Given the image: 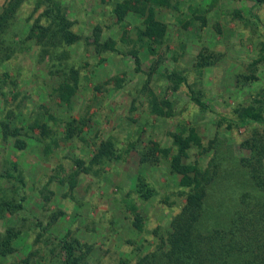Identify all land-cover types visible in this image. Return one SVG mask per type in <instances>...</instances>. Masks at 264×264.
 Returning <instances> with one entry per match:
<instances>
[{
  "label": "rangeland",
  "instance_id": "1",
  "mask_svg": "<svg viewBox=\"0 0 264 264\" xmlns=\"http://www.w3.org/2000/svg\"><path fill=\"white\" fill-rule=\"evenodd\" d=\"M58 1L67 9L82 39L91 38L93 28L99 26L102 40L115 39L119 53L98 55L91 44L82 41L65 49L67 64L60 66L56 58L52 63L42 61L41 55L46 57L42 47L29 41L0 66V75L7 73L10 77L3 90L6 98L0 96V121L10 112L12 124L22 126L28 134V138L21 136L25 145L20 149L14 148L13 140L5 143L0 135V203L8 205L0 210V236L4 238L9 230L20 232L13 239L15 252L7 254L5 263L23 264L26 260L28 264H58L59 241L69 234L68 238H78L92 247L81 264H133L156 244L152 231L158 227L160 233L168 230L170 219L184 202L165 159L155 168L145 167L144 176L155 192L148 201H136L137 196L129 192L140 153L152 143L171 147L169 133L179 134L188 127L196 130L207 149L202 152L192 148L189 162L205 169L218 151L220 172L208 191L212 204L219 206L221 201L233 200L236 189L227 184L248 182L236 164L248 154L242 143L253 132L264 136V120L235 125V112L261 107L264 118V60L260 59L264 51V0H213L215 11L200 10L197 0H168L186 7L191 21L185 28L170 26V39L166 38L164 44L149 43L155 53L148 50V43L138 40L144 15L129 13L125 22L117 25L111 0ZM3 2L0 0V8ZM33 7L32 0L18 10L8 38L16 32L15 39H24L26 30L42 11L41 8L32 16ZM160 8L151 3L153 13H159ZM159 14L163 18L164 14ZM179 29L188 41L182 55L177 53V40L172 39ZM136 50L141 62L139 72L131 55ZM201 54L210 57L209 65L196 67ZM70 66L80 71L82 86L66 103L57 93L63 75L56 71H66L65 67ZM150 69L154 72L149 76ZM174 72L186 78L193 93L187 86L172 90L165 78ZM119 79L122 81L118 89ZM92 92H97L93 101ZM152 92L158 101L171 102L172 117L150 113ZM191 94L206 105V110L190 100ZM42 111L51 117H43L48 135L37 128L28 129ZM72 120L78 124L83 121L82 133L65 141V124ZM229 122L233 124L231 130L227 128ZM108 137L117 142L123 159L108 162L99 176L80 172L73 177L76 167L72 159L88 163L95 145ZM17 191L25 199L22 210L14 207ZM132 200L136 201V213L142 216L141 232L132 226Z\"/></svg>",
  "mask_w": 264,
  "mask_h": 264
},
{
  "label": "trees",
  "instance_id": "2",
  "mask_svg": "<svg viewBox=\"0 0 264 264\" xmlns=\"http://www.w3.org/2000/svg\"><path fill=\"white\" fill-rule=\"evenodd\" d=\"M31 1L4 0L0 8V66L12 57L14 51L21 44H26L29 41L42 47L41 52L46 56L44 58L41 55L42 61L52 63L56 58L60 66L67 64L65 49L82 41L91 44L98 55L102 53H119L115 39L108 37L102 40L99 26L93 28L91 38L85 37L82 39L74 29L75 22L69 18L67 9L62 7L58 0H33L32 16L33 12L41 8L42 11L26 30L24 39H15L16 32L11 38H8L9 28L18 10ZM111 1L114 2L112 14L116 18L117 25H122L129 13L145 16L143 28L138 31V40L143 44L148 43L146 46L149 51L155 53L150 45L151 43L155 42V44L160 45L165 43L168 25L156 21L151 3L156 7H167L168 0ZM122 32L123 36H126V31ZM51 50L53 51L51 52ZM131 55L136 71H141V62L137 50L131 52ZM209 59V56L199 55L196 60V67L208 66ZM260 59L264 60V51ZM99 61L103 62L102 58ZM65 69L66 71H56L58 74L63 75L57 93L62 101L70 103V100L76 96L78 89L82 86L81 73L71 66L68 69L65 67ZM153 72V69H150L148 75L150 76ZM9 78L7 73L0 75V96L4 99L7 95L3 93V90L10 83ZM165 79L172 85L173 91H178L181 86H187L190 93H193L192 88L187 85L186 78L180 73L174 72L166 76ZM121 81L118 80L116 86L118 89L121 87ZM95 93L93 95L92 92V101L97 98ZM14 98H17V95H14ZM189 98L201 110H206V105L194 94H191ZM150 99L149 110L151 114L164 118L173 116L174 107H172L171 102L164 99L158 101L155 92L150 93ZM262 111L261 107L256 108L253 106L236 111L237 122L235 125L262 123L264 120ZM12 116L9 112L0 121V135L5 143L13 140L14 148L20 149L25 145V140L21 139V136L28 138V134L22 126L17 123L12 124L10 121V119H13ZM44 116L51 118L50 114L46 115L42 111L39 117L33 119L32 125H28V129L37 128L42 130L43 134L48 135L49 130L46 129ZM82 122L78 124L72 120L65 124V141H71L73 136L82 133L84 124ZM232 126L233 124L229 122L227 128L231 130ZM182 130L179 134L169 133L172 140L171 147L161 148L159 144L152 143L151 147H147L145 151L140 153L136 178L133 180L131 191H129L137 196L136 201H148L155 194L154 189L149 186L144 176L145 167L155 168L159 165L160 160L165 159L168 161L169 174L173 180H176L177 188L180 189L184 202L180 210L170 219L168 230L160 233V227H158L152 231L156 244L152 249L139 255L133 264H264V136L253 132L252 136L250 135L245 143H242L248 154L239 159L236 167L239 166L248 182L246 184L233 182L227 184L226 186L232 185V188L234 186L237 194L232 201H221L222 204L218 206V204L211 203V199L208 198V191L210 186L216 182V176L220 172V163L216 160L219 153L214 149L216 151L205 169H201L197 163L189 162L188 152L192 148H197L202 152L207 149H204L202 139L194 128L184 127ZM213 142H210L209 148H212ZM116 143L111 137L99 141L98 145H95V151L89 158L88 163H84L79 158L72 159L76 167L73 177H76L80 172L87 175L92 174L94 177L99 176L98 172H103L104 165L108 162L121 161L123 159L122 151H119ZM94 168L96 169L92 173L91 171ZM7 177L16 178L12 174H7ZM15 180L23 184L22 179L17 178ZM73 187L75 185H71V188ZM19 191H17L18 200L14 207L17 210H22V202L25 199L22 196L20 197ZM136 201L132 200L130 202L131 212L135 213L132 226L141 232L142 216L136 213ZM4 204L6 203H0V210L3 207H8ZM225 204L228 205L224 206ZM36 226L39 227V225ZM41 230L46 231L45 228ZM19 234V231L9 230L4 238L2 235L0 236V264H6L7 254L15 252L13 239H16ZM46 234L47 236L52 235L51 232H46ZM68 236L69 234L59 241L60 259L57 263L81 264L92 252V247L85 245L78 238H68ZM23 264H28V261L25 260Z\"/></svg>",
  "mask_w": 264,
  "mask_h": 264
},
{
  "label": "crops",
  "instance_id": "3",
  "mask_svg": "<svg viewBox=\"0 0 264 264\" xmlns=\"http://www.w3.org/2000/svg\"><path fill=\"white\" fill-rule=\"evenodd\" d=\"M178 1L177 2L169 1L167 7H162L159 9L160 10L159 13L164 14L163 18L160 16V14L157 12V10L154 11L155 18L158 21L163 22L164 24L168 25L167 31H166L167 40L170 39V36H169L170 33L168 32V31H170V28H171L170 26L175 24V26L178 27L179 25H185V24H187V22L191 21L190 19H188L189 14H187V12H186V7L181 6L180 3L178 4ZM193 3H195V2H193ZM212 3H213V0H197L196 6L200 7L201 8L200 10L204 9V11H205L206 9L212 8V10L215 11L217 8H213L211 6ZM186 6H188V5H186ZM173 8L175 11L172 10ZM182 9H184L185 12H182ZM181 31L182 30H180L179 34L176 35V38L174 36L172 37V39L174 38L177 40V47L176 48L179 50V51H177V53H179V55H182V53H185L187 46H188V41L185 40V38H183L184 32L182 34H180ZM197 37H199V36H197Z\"/></svg>",
  "mask_w": 264,
  "mask_h": 264
}]
</instances>
